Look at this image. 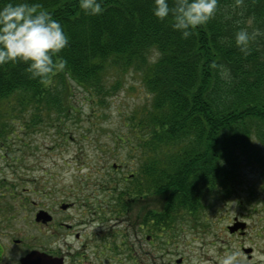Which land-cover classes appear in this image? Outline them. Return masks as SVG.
<instances>
[{
  "label": "trees",
  "instance_id": "obj_1",
  "mask_svg": "<svg viewBox=\"0 0 264 264\" xmlns=\"http://www.w3.org/2000/svg\"><path fill=\"white\" fill-rule=\"evenodd\" d=\"M9 2L49 11L68 43L56 54L64 69L50 74L48 84L31 77L27 62L0 64V143L22 122L23 110L33 109L35 121L41 109L65 115L72 107L62 95L74 86L102 103L108 72H137L150 101L117 136L138 159L137 169L128 177L108 175L100 191L122 206L132 178L138 194L161 195L165 211L195 215L232 198L245 202L238 190L243 168L264 173V0H217L214 15L187 37L172 27L173 12L153 15V0H100L98 14L78 0H0V7ZM240 29L252 34L246 53L235 43ZM6 201H0L3 216L14 210Z\"/></svg>",
  "mask_w": 264,
  "mask_h": 264
},
{
  "label": "rangeland",
  "instance_id": "obj_2",
  "mask_svg": "<svg viewBox=\"0 0 264 264\" xmlns=\"http://www.w3.org/2000/svg\"><path fill=\"white\" fill-rule=\"evenodd\" d=\"M107 74L104 81L108 89L100 93L102 103L89 99L74 86L65 98L62 95L64 103L68 101L72 107L65 115L59 108H53L51 114L41 109L34 111L39 114L35 121L33 109L23 110L22 122L11 125L10 138L0 143V192H6L0 201L12 200L17 212L30 211V205L48 203L44 196L56 186V201L78 202L79 192L73 189L89 179L98 200L112 202L110 195L100 191L97 181H106L108 175L122 178L136 171L138 159L128 154V144L117 136L127 128L126 119L145 110L150 96L139 73ZM242 179L239 199L245 202L232 198L226 204L214 203L205 209L204 217L212 227L225 228L235 215L244 212L251 227L249 237L254 238L247 242L264 247V173L259 167L247 165ZM21 198H25L26 208ZM120 220L112 221L115 227L123 226Z\"/></svg>",
  "mask_w": 264,
  "mask_h": 264
},
{
  "label": "flooded vegetation",
  "instance_id": "obj_3",
  "mask_svg": "<svg viewBox=\"0 0 264 264\" xmlns=\"http://www.w3.org/2000/svg\"><path fill=\"white\" fill-rule=\"evenodd\" d=\"M131 181L122 206L110 194L112 202L99 201L88 179L73 189L80 203L56 201L54 186L48 203L0 215V264H220L230 252L239 264H264V247L247 242L254 238L244 212L214 228L204 213L165 211L161 195L138 194ZM42 209L48 218H37Z\"/></svg>",
  "mask_w": 264,
  "mask_h": 264
},
{
  "label": "clouds",
  "instance_id": "obj_4",
  "mask_svg": "<svg viewBox=\"0 0 264 264\" xmlns=\"http://www.w3.org/2000/svg\"><path fill=\"white\" fill-rule=\"evenodd\" d=\"M79 7L90 14L102 11L100 0H78ZM153 15L164 19L173 12L172 27L181 30L187 37L189 28L204 25L215 13L217 0H175V7H169V0H153ZM36 4L6 3L0 7V64L17 60L27 62L31 77H39L48 84L50 74L64 69L63 58L56 54L66 46L68 37L59 20L52 18L47 10H37ZM246 29L235 33V43L246 53L251 39ZM220 264H239L235 252L226 254Z\"/></svg>",
  "mask_w": 264,
  "mask_h": 264
},
{
  "label": "water",
  "instance_id": "obj_5",
  "mask_svg": "<svg viewBox=\"0 0 264 264\" xmlns=\"http://www.w3.org/2000/svg\"><path fill=\"white\" fill-rule=\"evenodd\" d=\"M65 207V206H64ZM38 219H40V218H42V219H46V218H48L47 216H46V211H44V210H41L39 213H38V217H37ZM242 227H244V223H242Z\"/></svg>",
  "mask_w": 264,
  "mask_h": 264
}]
</instances>
